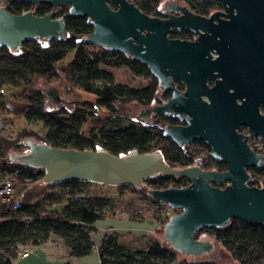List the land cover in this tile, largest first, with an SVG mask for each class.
Instances as JSON below:
<instances>
[{"label":"water","instance_id":"water-1","mask_svg":"<svg viewBox=\"0 0 264 264\" xmlns=\"http://www.w3.org/2000/svg\"><path fill=\"white\" fill-rule=\"evenodd\" d=\"M2 1L0 47L17 51L28 40L50 41L66 37L64 18L57 16L56 12L58 8L67 6L68 16L86 17L93 27L84 38L85 43L141 62L158 80L160 87L167 88L172 85V80L181 79L186 83L183 96L173 89L172 99L146 109V113L150 110L176 113L186 124L167 126L165 136L179 146L202 140L210 147V156L223 161L226 169L174 168L157 151L140 153L134 150L117 156L103 149L55 148L31 135L23 138L27 150L20 153L9 151V161L41 169L43 184L76 181L134 187L158 175L185 178L188 181L186 186L149 189L147 194L179 211L170 214L163 224V239L172 249L190 258L213 249L209 239L194 237L200 229L221 228L232 219L264 225V186L249 185L251 176L246 171L249 166L263 168L262 156L252 151L234 131V118L217 101L219 92L213 94L214 101L209 105L200 98L208 73L204 64L208 49L203 47L201 33L205 19L201 15L170 2L162 10L165 17L148 16L131 0H111L116 5L114 8L110 6V0H24L32 7L49 5L51 10L44 15H36L32 10L14 14L6 10ZM219 1L231 19L235 18L233 8L241 19L264 16V0ZM219 13L215 12L213 17ZM174 27L197 33V39H169L168 33ZM44 92L52 103H59L54 87ZM145 114L140 116L146 117ZM253 134L264 132L257 130Z\"/></svg>","mask_w":264,"mask_h":264},{"label":"trees","instance_id":"trees-1","mask_svg":"<svg viewBox=\"0 0 264 264\" xmlns=\"http://www.w3.org/2000/svg\"><path fill=\"white\" fill-rule=\"evenodd\" d=\"M148 16L158 14L162 0H131ZM196 14L203 15L214 8L216 0H182ZM110 6H116L109 1ZM11 13L19 14L32 10L36 15H44L51 10L49 5L32 7L24 0H5L2 4ZM64 18L67 36L50 41L28 40L14 51L0 47V110L8 112L2 87L22 88L21 97L26 104L22 114L30 122H41L46 128L43 141L55 148L77 150L103 149L113 155H124L131 151L140 153L160 152L164 161L174 168L194 165L204 169L219 170L223 164L210 158V147L203 141L195 140L188 146H179L166 137L162 131L141 123L119 118L104 124L92 135H85L82 127L96 108H105L111 116L115 114V104L138 102L149 105L155 96L156 80L150 78L148 68L139 61L119 52L84 42L93 27L86 17H71L67 8L56 12ZM75 49L71 62L64 68L67 82L84 93L93 95L95 102L82 101L79 109L66 111L47 108L44 92L37 89L36 79L56 82L60 79L58 64L66 54ZM126 66L135 76L150 78L144 87H130L115 83L106 67ZM0 173L15 175L18 183L41 182L43 171L5 160L0 163ZM42 183V182H41ZM90 183L66 182L44 184L43 197L34 203L20 202L15 196L0 206V264H13L20 251L38 247L51 235L60 238L70 250L72 258L86 256L94 247L100 264H216L213 261L189 260L179 257L180 253L168 245L164 239L150 236L144 244L136 246L115 231L105 232L98 243L94 241L95 223L115 215L111 198L99 193L83 194V186ZM183 177L158 175L145 180L138 193L153 204L158 201L147 194L149 189H164L169 186H186ZM249 185L264 186V169L254 171ZM68 188L66 194H59L55 188ZM130 187L131 186H119ZM64 203L61 214L51 207ZM51 206V207H50ZM157 213V211H156ZM156 214L152 216L154 219ZM162 230V229H161ZM157 233L159 231L156 229ZM207 232L230 255L235 264H264V225L243 223L232 219L221 228H203L194 237L199 239ZM184 256V255H182Z\"/></svg>","mask_w":264,"mask_h":264},{"label":"rangeland","instance_id":"rangeland-1","mask_svg":"<svg viewBox=\"0 0 264 264\" xmlns=\"http://www.w3.org/2000/svg\"><path fill=\"white\" fill-rule=\"evenodd\" d=\"M4 1L5 0L2 1V4H4ZM64 7L68 8L67 6ZM59 9L61 8H58L57 11H59ZM74 55L75 49L69 51L64 59L58 64V73L60 76L58 81L49 82L42 79H36L34 86L37 89L44 92L45 89L54 87L58 92L60 101L57 105L52 103L44 92L45 104L47 108L74 111L79 109L82 101L95 102V97L93 95L84 93L81 90L72 87L65 78L64 68L69 62H71ZM105 69L111 73L115 83H122L130 87L140 88L146 86L149 82L148 78L135 76L127 67L124 66L106 67ZM2 93L4 95V101L8 108V112L0 110V163L8 160L9 151L20 153L27 150V146L25 145L23 138L31 135L39 141H43V137L46 133V128L41 122H30L22 114V109L26 104L24 99L21 97L22 88L4 85L2 87ZM141 108L142 106L135 101L130 103H116V117H112L105 108H96L93 110L94 112H92L93 114L88 118L87 122L83 125V133L85 135H92L100 127H102V125L109 124L111 123L110 121H116L119 118L128 123L137 122L146 126H153L154 121L150 117L148 119H141L139 114ZM9 178L15 181L16 185L14 196L20 202L34 203L42 198L43 193L47 190L41 182H25L20 184L18 183L15 175L0 173V179ZM82 188L83 193L81 195L99 193L104 197L111 198V201L114 204V214L117 216H123V214H125L127 217L124 218L131 221L121 220L117 217H109L98 220L95 223L96 230L93 235L95 241L105 232L103 227L109 224L112 226L111 228H113L114 231L117 230L119 233L124 232L123 234L121 233L123 238L132 241L136 246L144 244L150 236H155L158 239L163 238V228L156 223L157 215L160 213V210H156L155 204L143 195L139 194L137 191L138 188H117L107 184L93 183L83 186ZM54 191H57L59 194H66L69 190L67 187H64L63 189L57 187ZM63 206L64 203H58L50 207L52 210L56 211L57 214H61ZM172 212L174 214L179 211L173 209ZM129 214H134L136 216L131 218V215ZM154 214H156V217L153 219L152 216ZM131 223L136 228L129 227L128 225H131ZM135 229L136 231H134ZM156 229L159 233H157ZM198 237L199 239H209L213 244V249L209 253H204L191 258L185 255H180L179 257H186L189 260L213 261L216 264H235L229 253L218 242L214 241L213 237L207 234V232H202ZM32 249L34 252L37 251V247H33ZM86 257V260L90 262V264H93L95 262L94 257L97 258V253L95 250H92V252L88 253Z\"/></svg>","mask_w":264,"mask_h":264},{"label":"flooded vegetation","instance_id":"flooded-vegetation-1","mask_svg":"<svg viewBox=\"0 0 264 264\" xmlns=\"http://www.w3.org/2000/svg\"><path fill=\"white\" fill-rule=\"evenodd\" d=\"M170 2L190 10L182 0H163L155 16L165 17L162 10ZM168 12L179 14V12L174 13L170 10ZM215 12L220 13L213 17ZM233 15L235 18L231 19L230 14L226 13L225 7L219 0H216L214 8L201 15L205 19L201 33L203 47L208 49L204 57L205 69L208 73L200 98L209 105L214 101L213 94L219 92L217 101L221 107L226 109L228 115L234 118V131L242 137L252 151L262 156L264 164V134H253L257 130L264 132V16L259 19L258 17L257 19L255 17L241 19L237 17L235 8H233ZM197 36V33L180 27L171 28L168 33L169 39L180 41H195ZM125 56L131 58L128 55ZM150 78L154 77L150 74ZM154 79L157 83L154 99L149 105L139 103L143 107L140 115L145 114L146 109H152L172 99L173 89L179 91L181 96L186 91V83L179 78L172 80V85L167 88L160 87L158 80ZM145 115L146 117L140 116L141 119L150 117L154 121L151 127L162 131L164 135L167 126L186 124L185 120L179 119L176 113L150 110ZM210 158L223 164L217 171L226 169L223 161L211 156ZM194 166L203 170H214L204 169L197 164ZM258 169H264V167L249 166L246 168L251 179L254 171Z\"/></svg>","mask_w":264,"mask_h":264},{"label":"crops","instance_id":"crops-1","mask_svg":"<svg viewBox=\"0 0 264 264\" xmlns=\"http://www.w3.org/2000/svg\"><path fill=\"white\" fill-rule=\"evenodd\" d=\"M115 217L121 220L130 221L128 219H125L122 215L121 216H117V215L110 216V218H115ZM128 226L136 228L132 223L131 225H128ZM111 227L112 226L109 224V225L104 226L103 228L105 229V232L114 231L113 228ZM134 231H136V229ZM115 232H117V230H115ZM121 233L123 234L124 232H120V234ZM127 233H130V232H127ZM100 237L96 241L94 240L96 244L98 243ZM92 250H95V252L97 253L96 247H94ZM97 258H98V254H97ZM97 258L94 257V261L96 263L94 262L93 264H100L99 258L98 259ZM86 259H87L86 256L80 257V258H72L70 256V250L68 249L67 246H65L63 241L57 236L51 235L48 240H46L44 243H42L40 246L37 247L36 252L31 251V253L27 257L15 259L13 261V264H90V262H88Z\"/></svg>","mask_w":264,"mask_h":264},{"label":"built area","instance_id":"built-area-1","mask_svg":"<svg viewBox=\"0 0 264 264\" xmlns=\"http://www.w3.org/2000/svg\"><path fill=\"white\" fill-rule=\"evenodd\" d=\"M15 181L11 178L9 179H0V206L3 203H8L12 200L14 196V190H15ZM160 205H156V210H160L157 215V225L161 226L163 228V224L167 222V220L170 217V214H173L172 208H170L166 203L159 202ZM136 214V213H135ZM130 217L134 218L136 215L129 214ZM123 217H127V215L123 214ZM2 221L0 220V223ZM160 228V227H159ZM158 229V226H157ZM31 251H33L30 248H25L24 250L20 251L18 254V258H24L27 257Z\"/></svg>","mask_w":264,"mask_h":264}]
</instances>
